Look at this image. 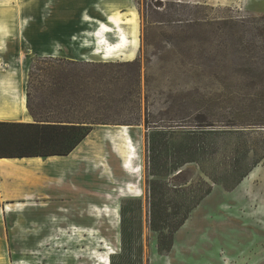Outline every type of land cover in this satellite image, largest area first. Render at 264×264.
<instances>
[{"label":"rangeland","instance_id":"1","mask_svg":"<svg viewBox=\"0 0 264 264\" xmlns=\"http://www.w3.org/2000/svg\"><path fill=\"white\" fill-rule=\"evenodd\" d=\"M21 92L92 131L76 210L15 213L0 264H264V0H0V120Z\"/></svg>","mask_w":264,"mask_h":264},{"label":"crops","instance_id":"2","mask_svg":"<svg viewBox=\"0 0 264 264\" xmlns=\"http://www.w3.org/2000/svg\"><path fill=\"white\" fill-rule=\"evenodd\" d=\"M15 83L19 81L15 80ZM23 95L21 92L18 97L17 109L12 112L13 118L0 122H34L26 109L25 100L22 105ZM119 130L121 134L116 137V144L122 153L129 135L127 131ZM85 140L67 156L0 158V227H8L10 220L16 218L15 213L21 211L23 218L30 224L50 228L53 221L59 219V210H76L78 190L73 183V167L77 170V162L73 154L85 144ZM118 156L121 158L124 155ZM4 235L0 231V244L8 241ZM31 241L34 240L30 238Z\"/></svg>","mask_w":264,"mask_h":264},{"label":"trees","instance_id":"3","mask_svg":"<svg viewBox=\"0 0 264 264\" xmlns=\"http://www.w3.org/2000/svg\"><path fill=\"white\" fill-rule=\"evenodd\" d=\"M91 131L79 123L0 122V158L67 156Z\"/></svg>","mask_w":264,"mask_h":264},{"label":"bare ground","instance_id":"4","mask_svg":"<svg viewBox=\"0 0 264 264\" xmlns=\"http://www.w3.org/2000/svg\"><path fill=\"white\" fill-rule=\"evenodd\" d=\"M128 26L130 28H132L133 24L129 23ZM107 31V30H106ZM109 32V31H108ZM127 39V38H126ZM106 41H104L105 43ZM128 42V41H127ZM127 43H124V36H121L118 40L117 43L115 44H109L108 46H106L103 51L101 52L102 57L104 59H108L113 55H117V54H121V52H123L124 56L129 59L132 58L135 55V52L137 50V40H136V36H134L130 41H129V45ZM24 100H25V96L23 95L22 97V105L24 104ZM23 107V106H22ZM123 130H128L129 127L127 126H121L120 127ZM106 262V261H105ZM107 264V263H106ZM109 264V261H108Z\"/></svg>","mask_w":264,"mask_h":264}]
</instances>
